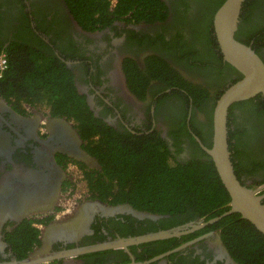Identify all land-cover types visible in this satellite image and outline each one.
Returning <instances> with one entry per match:
<instances>
[{
  "label": "flooded vegetation",
  "instance_id": "af4514ba",
  "mask_svg": "<svg viewBox=\"0 0 264 264\" xmlns=\"http://www.w3.org/2000/svg\"><path fill=\"white\" fill-rule=\"evenodd\" d=\"M224 1L129 0L132 8L116 14L119 0H107L105 11L78 16L68 0H0L5 72L15 56L28 65L54 57L55 65L58 61L69 70L83 102V113L60 115L46 100L10 96L9 83L3 87L5 72L0 76V264H239L238 251L214 226L222 218L197 226L209 219H186L190 208L172 215L138 207L133 202L144 195L133 186L125 188L122 201L115 199L117 184L102 196L103 184L110 183H90L85 177L93 173V179H106L101 161L89 150L97 136L85 139L80 131L81 124L93 129L103 123L131 146L158 135L171 163L201 154L211 160L201 144L211 145L216 102L242 77L224 59L214 30L215 11ZM234 37L264 62V0L242 1ZM227 126L237 178L264 195V93L233 103ZM73 131L79 139L71 137ZM65 136L88 158L62 152ZM175 227L186 232L47 259L56 252ZM35 231V242L18 248L17 242Z\"/></svg>",
  "mask_w": 264,
  "mask_h": 264
},
{
  "label": "trees",
  "instance_id": "16d2710c",
  "mask_svg": "<svg viewBox=\"0 0 264 264\" xmlns=\"http://www.w3.org/2000/svg\"><path fill=\"white\" fill-rule=\"evenodd\" d=\"M68 3L78 16L86 14L87 10L91 12L89 15L94 16L95 13L105 11L108 4L107 0H68ZM124 3L125 0H119L116 14H121L119 9L124 11L132 8L129 0L127 8H124ZM3 51L6 52L0 48V53ZM48 59L33 61L28 65L15 56L10 62V69L4 73L3 87L9 83L8 94L19 101L46 100L55 113L64 115L67 112L68 116L81 114L82 98L73 86L69 70L58 61L55 65L54 57ZM17 87L25 88V91L19 92ZM33 94L36 97H32ZM58 96L62 97L60 104L57 102ZM77 104L79 108L75 109L74 105ZM87 127L81 124V134L85 139L97 136L92 140L89 150L101 161L106 179L103 175L93 179V173H87L85 177L90 183H110L103 184L107 187L106 191L99 188V192L105 191L102 196L109 194L114 184H117L120 191L115 199L122 201L125 188L133 186L134 190H140L144 195V198H139L140 201L133 202L138 207L146 206L150 211L172 215L184 213L185 209L190 208L191 212L186 219L204 217L207 220L229 208V196L213 162L206 159L204 154L184 162L175 160L171 163L168 146L158 135L156 139L141 137L136 145L131 146L120 140V134H113L108 127L106 129L103 123L101 125L98 122L93 129ZM214 226L222 229L227 243L238 251L235 258L239 264H264V236L247 220L234 213L223 217ZM36 235L35 231L28 238L17 242L18 248L27 246L28 249L35 242Z\"/></svg>",
  "mask_w": 264,
  "mask_h": 264
},
{
  "label": "water",
  "instance_id": "95a60500",
  "mask_svg": "<svg viewBox=\"0 0 264 264\" xmlns=\"http://www.w3.org/2000/svg\"><path fill=\"white\" fill-rule=\"evenodd\" d=\"M242 1L243 0H225L215 11L213 17L216 38L221 48V52L224 55V59L241 72L242 77L226 88L218 98L214 109L211 145L210 147H206L201 144L203 150L213 161L220 181L229 196V208L220 215L210 218L197 226L215 223L224 216L237 213L264 236V195L258 194V189L249 188L243 185L237 178L233 168L231 151L228 143L227 115L230 106L237 101L251 98L258 93H264V62L252 47L241 43L234 37L239 22ZM57 122L63 124L65 121L59 119ZM62 133L64 134V132ZM70 134L71 137L72 135L74 136L75 140L79 139V135L74 131L73 134L72 132H70ZM61 151L79 158L80 160L88 158L86 152L83 151L77 143L73 144L72 142H69L66 136L65 141L61 146ZM112 209L114 212L120 210L117 207H112ZM134 213L144 217H159L157 214L147 212L134 211ZM201 221H203V219H201ZM183 232L186 231L182 230L181 227H175L173 229L160 230L157 233L119 238L114 242L97 243L88 247L56 252L53 256L47 259H57L82 252L117 248L120 246L125 248L131 244L178 236ZM32 262L33 260H24L18 264H31Z\"/></svg>",
  "mask_w": 264,
  "mask_h": 264
},
{
  "label": "built area",
  "instance_id": "2783aa9c",
  "mask_svg": "<svg viewBox=\"0 0 264 264\" xmlns=\"http://www.w3.org/2000/svg\"><path fill=\"white\" fill-rule=\"evenodd\" d=\"M7 69V59L3 52L0 53V76L5 72Z\"/></svg>",
  "mask_w": 264,
  "mask_h": 264
}]
</instances>
